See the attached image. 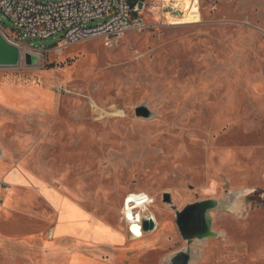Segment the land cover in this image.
<instances>
[{
    "label": "rangeland",
    "instance_id": "rangeland-1",
    "mask_svg": "<svg viewBox=\"0 0 264 264\" xmlns=\"http://www.w3.org/2000/svg\"><path fill=\"white\" fill-rule=\"evenodd\" d=\"M197 2L192 22L170 21L176 0H142L139 29L73 44L18 36L20 63L0 66V264H68L43 191L100 241L102 226L128 232L130 193L152 200L140 211L156 229L134 245L83 241L91 258L77 264H169L187 247L190 264H264V0ZM4 28L15 30L0 10ZM212 199L217 235L189 243L176 212Z\"/></svg>",
    "mask_w": 264,
    "mask_h": 264
},
{
    "label": "built area",
    "instance_id": "built-area-1",
    "mask_svg": "<svg viewBox=\"0 0 264 264\" xmlns=\"http://www.w3.org/2000/svg\"><path fill=\"white\" fill-rule=\"evenodd\" d=\"M141 2L133 5L129 0H0V10L15 27L14 31L4 28L2 33L14 43L21 35L45 40L63 33L61 39L70 44L118 35L143 26ZM101 19L104 20L97 25H87ZM6 185L0 180V188ZM129 203L135 207V202ZM136 219L142 223L143 216Z\"/></svg>",
    "mask_w": 264,
    "mask_h": 264
},
{
    "label": "water",
    "instance_id": "water-1",
    "mask_svg": "<svg viewBox=\"0 0 264 264\" xmlns=\"http://www.w3.org/2000/svg\"><path fill=\"white\" fill-rule=\"evenodd\" d=\"M22 59V51L19 45L10 41L0 30V66H17ZM27 64H38L39 57L29 52L25 53ZM138 116L150 117L152 111L144 105L136 108ZM164 201L171 202L172 196L169 192L164 193ZM224 205L218 200H206L188 204L182 210L176 212V221L182 237L189 243L196 239H205L216 236L212 230L213 217L211 212L221 209ZM131 230L136 229L138 234L156 229V221L149 214L143 215L142 223H132ZM193 258L191 247L181 249L170 256L169 264H190Z\"/></svg>",
    "mask_w": 264,
    "mask_h": 264
},
{
    "label": "crops",
    "instance_id": "crops-1",
    "mask_svg": "<svg viewBox=\"0 0 264 264\" xmlns=\"http://www.w3.org/2000/svg\"><path fill=\"white\" fill-rule=\"evenodd\" d=\"M42 193H43L44 201L49 203L57 211L56 222L52 230H53L54 239H56V242L58 241L57 244L54 242V245H55L54 254L55 256L57 254V257H59L60 262L62 261L64 263L69 264L70 260L75 257L76 264H77L78 262L82 263L83 262L82 260L91 258L87 254L82 252V250L80 249L83 241L89 242V243H95L99 245H105L109 243L110 244H122L126 241L128 237L127 234L129 235L131 234L133 238L132 232L128 228L129 225H127V230H128L127 233L124 231L116 232L115 230L109 227L102 226V228H104L105 231L103 232L101 230H98L95 234L98 237H102L106 235L107 238L105 241L96 240L93 232L97 228V226H93L91 224H88L87 222H82L81 217L79 218L73 215L75 214L74 213L75 210H69L67 211V213H64L62 218H64L66 222L63 225H60L62 221H65L61 219V216H62L61 212L63 208L61 206L58 207L56 202L54 200H51L49 197H47L44 191ZM73 201H75L81 208L88 211L77 200L73 199ZM67 217H70V218H67ZM67 219L69 220L67 221ZM72 219H76L77 221H72ZM156 222H157V226H159V222L157 219H156ZM99 226L101 227V225ZM145 236H146V233H143V238ZM65 238L74 239L76 242L71 243V244L62 243L61 240ZM133 240H134V243L132 245H134L137 242V239L133 238ZM100 262L104 263L102 259H100Z\"/></svg>",
    "mask_w": 264,
    "mask_h": 264
},
{
    "label": "bare ground",
    "instance_id": "bare-ground-1",
    "mask_svg": "<svg viewBox=\"0 0 264 264\" xmlns=\"http://www.w3.org/2000/svg\"><path fill=\"white\" fill-rule=\"evenodd\" d=\"M176 1L179 2V7L176 10H174L172 13H169V19L171 22H175V23L192 22V21H197L200 19V10L198 7L197 0H176ZM9 188L10 187L8 186L7 190H9ZM132 201L135 202V207H133L131 203L127 204V202H132ZM151 202L152 200L150 196L147 195L146 193L133 192L128 195L126 199V206L125 204L123 205V211L125 213V218L129 225L128 227L129 229L132 223H140L136 218L143 216L141 211L147 210ZM136 210H138L139 213H136ZM136 214H139V215H136ZM145 214H149L151 217L155 219V217L152 214L150 213H145ZM130 231L132 232V235H134L133 236L134 239L139 238V237L142 238L143 233H145L143 231L142 234L140 235L138 234L136 229H133V230L130 229Z\"/></svg>",
    "mask_w": 264,
    "mask_h": 264
},
{
    "label": "trees",
    "instance_id": "trees-1",
    "mask_svg": "<svg viewBox=\"0 0 264 264\" xmlns=\"http://www.w3.org/2000/svg\"><path fill=\"white\" fill-rule=\"evenodd\" d=\"M133 5L139 1H142V0H129Z\"/></svg>",
    "mask_w": 264,
    "mask_h": 264
}]
</instances>
